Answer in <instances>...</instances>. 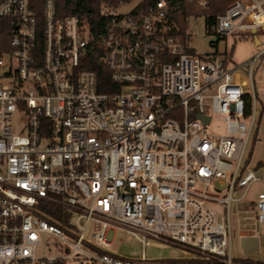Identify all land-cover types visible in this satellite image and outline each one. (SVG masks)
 <instances>
[{
    "label": "built area",
    "instance_id": "1",
    "mask_svg": "<svg viewBox=\"0 0 264 264\" xmlns=\"http://www.w3.org/2000/svg\"><path fill=\"white\" fill-rule=\"evenodd\" d=\"M123 4L102 5L91 31L61 15L56 0H0L9 27L0 47V264H62L37 254L41 233L71 249L65 258L99 264H256L232 256L230 205L261 181L251 212L264 225V160L252 170L245 159L264 47L237 65L231 53L201 57L189 51L187 29L179 35L167 0L128 12ZM258 33L264 0L234 1L206 31L216 43ZM88 54L106 67L107 92L86 68ZM215 120L223 133L212 132ZM215 182L226 184L221 198ZM111 230L143 249L174 246L181 257L118 255L109 250Z\"/></svg>",
    "mask_w": 264,
    "mask_h": 264
},
{
    "label": "rangeland",
    "instance_id": "2",
    "mask_svg": "<svg viewBox=\"0 0 264 264\" xmlns=\"http://www.w3.org/2000/svg\"><path fill=\"white\" fill-rule=\"evenodd\" d=\"M139 1L131 0L125 2L119 6V10L128 12L135 9ZM8 28L7 23L4 20H0V44L7 41ZM187 31L189 34L187 46L191 53L201 57L213 56L216 57L217 61H224L226 55L231 53L230 65H237L246 61L264 47L263 33L257 34L261 42V45L258 46L255 45L254 39L248 35H230L225 39L219 40L216 45H212L210 37L206 34L203 16H189L187 18ZM208 60L213 61V59ZM255 67L254 94L256 100L259 101L256 107V122L253 131V133H256V137L251 136L252 138L245 153V159L248 160L247 167L252 170L257 163L264 160V86L262 85L264 62L259 60ZM19 121L22 123V120ZM224 126L222 121L215 120L211 130L214 134H221L224 132ZM256 173L258 176H262L261 170ZM214 186L219 191L211 189L212 194L219 198L226 194V184L215 182ZM262 190V182H254L248 187L242 198L234 200L230 205L231 249L234 258L249 257L251 260L264 261V225L258 224L251 212L252 204ZM243 192L244 188L237 189L233 198L241 197ZM207 206L215 212L218 219L224 216V207L220 204L209 203ZM90 235L91 226L86 236L90 237ZM106 238L111 242L109 250L124 257H140L144 252L147 259H178L182 254L179 248L170 245H160L157 242L151 243L143 249L142 245L133 237L119 230L109 231ZM67 250L71 252L70 248L62 245L53 236L45 233L40 234V244L36 249L38 255L59 256L63 258L62 264H99L92 259H87L82 254L76 255L77 257L71 255L69 258H65L69 254ZM84 250L88 254H96L89 248H84Z\"/></svg>",
    "mask_w": 264,
    "mask_h": 264
},
{
    "label": "trees",
    "instance_id": "3",
    "mask_svg": "<svg viewBox=\"0 0 264 264\" xmlns=\"http://www.w3.org/2000/svg\"><path fill=\"white\" fill-rule=\"evenodd\" d=\"M131 0H56V7L61 15H74L80 18L88 28L93 31L96 24L102 23L100 8L102 5H117L119 2ZM156 0H140L135 9H146ZM170 13L169 17L179 27V35L183 37L187 29V18L191 15L203 16L206 31L211 29L215 17L224 12L226 7L236 0H208V7L205 10L199 9L196 5L185 0H167ZM1 32V31H0ZM2 45L0 44V47ZM89 70H94L98 77L99 91L109 90L110 79L106 67L98 60V57L88 54ZM256 264H264L262 261H254Z\"/></svg>",
    "mask_w": 264,
    "mask_h": 264
},
{
    "label": "water",
    "instance_id": "4",
    "mask_svg": "<svg viewBox=\"0 0 264 264\" xmlns=\"http://www.w3.org/2000/svg\"><path fill=\"white\" fill-rule=\"evenodd\" d=\"M254 41H255V45L257 46L259 44V40H257V38H254ZM211 42L215 44L217 42V39L214 38L211 40ZM204 121L207 122L208 118L207 117L204 118Z\"/></svg>",
    "mask_w": 264,
    "mask_h": 264
},
{
    "label": "crops",
    "instance_id": "5",
    "mask_svg": "<svg viewBox=\"0 0 264 264\" xmlns=\"http://www.w3.org/2000/svg\"><path fill=\"white\" fill-rule=\"evenodd\" d=\"M236 258L241 259V260L255 261V260H251L249 257H236ZM262 262H264V261H262Z\"/></svg>",
    "mask_w": 264,
    "mask_h": 264
}]
</instances>
